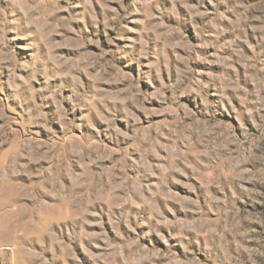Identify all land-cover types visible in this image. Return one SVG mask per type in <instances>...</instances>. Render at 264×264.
Returning a JSON list of instances; mask_svg holds the SVG:
<instances>
[{"label":"rangeland","instance_id":"374dc122","mask_svg":"<svg viewBox=\"0 0 264 264\" xmlns=\"http://www.w3.org/2000/svg\"><path fill=\"white\" fill-rule=\"evenodd\" d=\"M0 264H264V0H0Z\"/></svg>","mask_w":264,"mask_h":264}]
</instances>
